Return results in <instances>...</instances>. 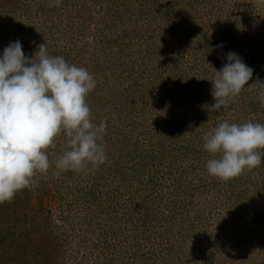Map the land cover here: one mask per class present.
I'll list each match as a JSON object with an SVG mask.
<instances>
[{"label":"rangeland","instance_id":"374dc122","mask_svg":"<svg viewBox=\"0 0 264 264\" xmlns=\"http://www.w3.org/2000/svg\"><path fill=\"white\" fill-rule=\"evenodd\" d=\"M49 3L0 0V57L10 42L28 57L47 43L86 68L107 160L57 169V136L48 172L0 204V264H264V163L222 181L203 148L225 120L264 124L258 89L217 110L209 81L235 52L249 85L264 82V0Z\"/></svg>","mask_w":264,"mask_h":264},{"label":"clouds","instance_id":"9594fccd","mask_svg":"<svg viewBox=\"0 0 264 264\" xmlns=\"http://www.w3.org/2000/svg\"><path fill=\"white\" fill-rule=\"evenodd\" d=\"M61 3L55 0L49 7ZM227 61L219 71L214 69L209 80L211 108H226L242 91L256 89L264 107V82L257 78L249 85L254 70L238 53H227ZM96 86L86 68L49 55L47 43L40 44L31 57L25 55L19 40L4 49L0 57V204L11 202L24 189L31 190L37 172H48L46 151L62 132L67 150L56 159L57 169L77 171L106 162V149L99 141L107 121L93 123L86 102ZM203 141L204 150L213 156L207 161V172L222 181L264 163V124L259 122L225 120L208 131Z\"/></svg>","mask_w":264,"mask_h":264},{"label":"trees","instance_id":"16d2710c","mask_svg":"<svg viewBox=\"0 0 264 264\" xmlns=\"http://www.w3.org/2000/svg\"><path fill=\"white\" fill-rule=\"evenodd\" d=\"M34 209H35V207H34ZM39 231V230H38ZM38 231H34V232H36V233H33V237H34V235H36V236H38V237H36V241H40V240H42V241H45L44 239H47V238H43L42 236V234H44L45 235V232H43V231H39L40 233H41V235H40V233L38 232ZM49 239V238H48ZM47 239V240H48ZM39 257V256H38Z\"/></svg>","mask_w":264,"mask_h":264}]
</instances>
